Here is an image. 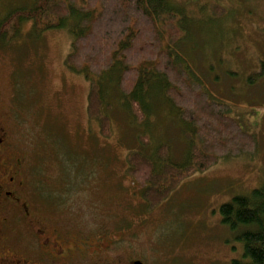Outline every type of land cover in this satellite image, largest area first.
<instances>
[{
    "label": "rangeland",
    "instance_id": "obj_1",
    "mask_svg": "<svg viewBox=\"0 0 264 264\" xmlns=\"http://www.w3.org/2000/svg\"><path fill=\"white\" fill-rule=\"evenodd\" d=\"M175 1L189 7L178 10L187 17L191 34L175 51L212 97L227 103L231 115L256 135L253 157L220 160L185 179L152 211L128 175L129 153L150 154L167 144L171 160L183 164L189 150L183 123L166 106L158 78L153 75L143 84L139 103L146 118L137 123L129 100L119 92L120 73L106 75L101 90L112 123L106 137L100 123L88 117L90 84L65 65L71 52L69 30L40 35L29 22L7 43L0 38V112L9 111L21 129L31 161L30 188L37 195L62 196L59 201L71 210L76 232L112 228L120 215L134 214L133 208L125 209L131 205L137 218L143 215L148 221L127 237L126 259L199 264L218 256L219 264H229L241 257L244 244L222 222L220 207L264 184V0ZM32 5L33 0H2L0 20ZM214 5L226 11L225 17L197 29L190 18L204 22ZM144 136L148 147L141 143Z\"/></svg>",
    "mask_w": 264,
    "mask_h": 264
},
{
    "label": "trees",
    "instance_id": "obj_2",
    "mask_svg": "<svg viewBox=\"0 0 264 264\" xmlns=\"http://www.w3.org/2000/svg\"><path fill=\"white\" fill-rule=\"evenodd\" d=\"M179 7L189 9L175 0H33L31 8L14 10L0 20L4 44L26 22L40 35L69 30L71 52L65 65L90 84L88 117L100 123L106 137L111 135L112 124L105 114L101 90L106 75L120 73L119 92L126 102L129 100L137 123L146 118L139 103L143 84L153 75L158 78L166 106L183 123L189 150L183 164L171 160L167 144L150 154L129 153L128 175L152 211L165 203L185 179L210 169L220 160L253 157L258 150L256 135L244 129L231 115V107L212 97L178 57L175 46L191 37L189 22ZM210 10L211 15L204 14V22L191 18L190 22L200 29L225 17L226 11L219 6H211ZM7 121L20 151L28 155L27 146L19 137L21 129L11 113ZM140 140L149 146L147 136ZM52 191L55 190L49 193ZM220 214L222 222L237 232L238 240L244 244L241 257L229 264H264V184L250 196H238L223 204Z\"/></svg>",
    "mask_w": 264,
    "mask_h": 264
},
{
    "label": "flooded vegetation",
    "instance_id": "obj_3",
    "mask_svg": "<svg viewBox=\"0 0 264 264\" xmlns=\"http://www.w3.org/2000/svg\"><path fill=\"white\" fill-rule=\"evenodd\" d=\"M9 116V111L0 112V264H145L134 257L126 259L123 246L128 236L143 228L142 221H148L143 215L137 218L135 211L133 217L120 215L114 227L104 226L86 235L75 231L74 216H68L71 210L59 201L62 196L33 192L28 155L20 151L7 125ZM130 208L136 210L125 206ZM220 262L214 256L199 264Z\"/></svg>",
    "mask_w": 264,
    "mask_h": 264
},
{
    "label": "water",
    "instance_id": "obj_4",
    "mask_svg": "<svg viewBox=\"0 0 264 264\" xmlns=\"http://www.w3.org/2000/svg\"><path fill=\"white\" fill-rule=\"evenodd\" d=\"M136 264H142L141 262H137Z\"/></svg>",
    "mask_w": 264,
    "mask_h": 264
}]
</instances>
